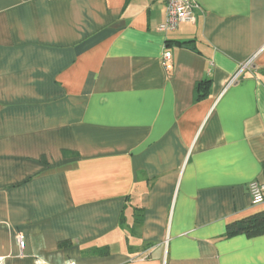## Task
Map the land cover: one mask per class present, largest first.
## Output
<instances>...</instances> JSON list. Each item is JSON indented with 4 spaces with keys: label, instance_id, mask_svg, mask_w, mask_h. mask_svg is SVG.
Segmentation results:
<instances>
[{
    "label": "crops",
    "instance_id": "crops-1",
    "mask_svg": "<svg viewBox=\"0 0 264 264\" xmlns=\"http://www.w3.org/2000/svg\"><path fill=\"white\" fill-rule=\"evenodd\" d=\"M198 4L0 0L3 264H264V0Z\"/></svg>",
    "mask_w": 264,
    "mask_h": 264
},
{
    "label": "built area",
    "instance_id": "built-area-1",
    "mask_svg": "<svg viewBox=\"0 0 264 264\" xmlns=\"http://www.w3.org/2000/svg\"><path fill=\"white\" fill-rule=\"evenodd\" d=\"M166 7V21L161 26L164 31H174L179 24L185 22H195L196 10L199 8L198 0H161ZM250 62L242 65L246 68ZM162 64L166 69L173 67V55L171 51H166L162 57ZM234 81V80H233ZM252 204L257 205L264 202V182L255 180L249 186ZM19 239H22L19 236ZM0 264H3L2 259Z\"/></svg>",
    "mask_w": 264,
    "mask_h": 264
},
{
    "label": "trees",
    "instance_id": "trees-1",
    "mask_svg": "<svg viewBox=\"0 0 264 264\" xmlns=\"http://www.w3.org/2000/svg\"><path fill=\"white\" fill-rule=\"evenodd\" d=\"M205 83V82H204ZM204 83H199L198 89L204 86ZM228 235L236 233H244L248 236H259L264 234V211L258 214L249 216L239 223L230 224L228 227Z\"/></svg>",
    "mask_w": 264,
    "mask_h": 264
},
{
    "label": "rangeland",
    "instance_id": "rangeland-1",
    "mask_svg": "<svg viewBox=\"0 0 264 264\" xmlns=\"http://www.w3.org/2000/svg\"><path fill=\"white\" fill-rule=\"evenodd\" d=\"M250 64V63H249ZM249 66V65H248Z\"/></svg>",
    "mask_w": 264,
    "mask_h": 264
}]
</instances>
